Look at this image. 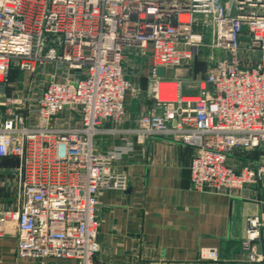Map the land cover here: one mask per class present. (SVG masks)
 I'll use <instances>...</instances> for the list:
<instances>
[{
	"label": "built area",
	"instance_id": "1",
	"mask_svg": "<svg viewBox=\"0 0 264 264\" xmlns=\"http://www.w3.org/2000/svg\"><path fill=\"white\" fill-rule=\"evenodd\" d=\"M203 49L212 64L184 89L178 72ZM12 69L29 78L10 97ZM143 77L150 103L122 129ZM0 107V159L17 162L0 232L15 231L18 260L95 264L98 195L127 189L120 165L138 140L193 148L194 191L248 199L264 184V155L248 158L264 154V0H0ZM238 259L264 264L261 218L247 219Z\"/></svg>",
	"mask_w": 264,
	"mask_h": 264
},
{
	"label": "crops",
	"instance_id": "2",
	"mask_svg": "<svg viewBox=\"0 0 264 264\" xmlns=\"http://www.w3.org/2000/svg\"><path fill=\"white\" fill-rule=\"evenodd\" d=\"M14 72L23 74L10 71L5 93L10 97L24 81V74L17 80ZM149 103L127 105V118L119 127L130 128ZM2 112L0 107V121ZM110 142L106 136L97 141L102 151ZM194 153L191 147L163 138L136 142L135 155L120 165L128 177L127 189L102 190L98 195L100 250L95 264H252L238 258L247 219L259 217L264 224V184L248 188V199L194 191L189 171ZM263 155L255 151L248 158ZM16 166L13 159H0V212L16 204ZM208 248L217 250L219 260L197 261L199 250ZM0 264H36L17 259L15 231L6 226L0 232Z\"/></svg>",
	"mask_w": 264,
	"mask_h": 264
},
{
	"label": "rangeland",
	"instance_id": "3",
	"mask_svg": "<svg viewBox=\"0 0 264 264\" xmlns=\"http://www.w3.org/2000/svg\"><path fill=\"white\" fill-rule=\"evenodd\" d=\"M210 42V39H207V43ZM219 54L218 51H215V58ZM211 55L210 51L208 49H203L200 55L196 58L194 62L193 67H187V70H180L178 72V75H180L182 78L187 79L184 81V89H187L191 86H193V83L189 80L190 77L195 78H202L206 71L207 68L212 64L211 61ZM23 77V74L21 73H15L14 72V79L21 80ZM29 76L27 74L24 75V81H27ZM132 82V88L133 91L129 92L128 97L126 99V104L129 105H136L138 107L145 106L148 103L147 97H146V91H147V86H148V81L146 78H141V79H135L133 78L131 80ZM35 263V262H34ZM43 264H64L61 262H54V261H44L42 262ZM40 264V263H36ZM69 264V263H65Z\"/></svg>",
	"mask_w": 264,
	"mask_h": 264
},
{
	"label": "water",
	"instance_id": "4",
	"mask_svg": "<svg viewBox=\"0 0 264 264\" xmlns=\"http://www.w3.org/2000/svg\"><path fill=\"white\" fill-rule=\"evenodd\" d=\"M158 77L159 78H163L164 77V70L163 69H159L158 70ZM259 250H260V246L258 245L257 246V252H259ZM187 264H195V263H187Z\"/></svg>",
	"mask_w": 264,
	"mask_h": 264
}]
</instances>
